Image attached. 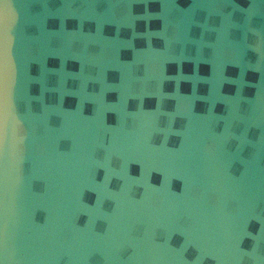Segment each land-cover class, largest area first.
Instances as JSON below:
<instances>
[{
	"label": "water",
	"instance_id": "obj_1",
	"mask_svg": "<svg viewBox=\"0 0 264 264\" xmlns=\"http://www.w3.org/2000/svg\"><path fill=\"white\" fill-rule=\"evenodd\" d=\"M0 264H264V0H0Z\"/></svg>",
	"mask_w": 264,
	"mask_h": 264
}]
</instances>
